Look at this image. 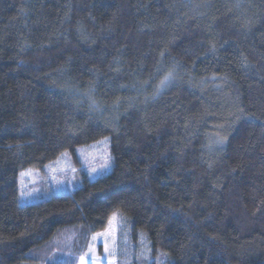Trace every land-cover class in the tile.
<instances>
[{
	"label": "trees",
	"instance_id": "16d2710c",
	"mask_svg": "<svg viewBox=\"0 0 264 264\" xmlns=\"http://www.w3.org/2000/svg\"><path fill=\"white\" fill-rule=\"evenodd\" d=\"M104 137L109 173L20 203ZM114 211L165 264H264V0H0V264Z\"/></svg>",
	"mask_w": 264,
	"mask_h": 264
},
{
	"label": "rangeland",
	"instance_id": "374dc122",
	"mask_svg": "<svg viewBox=\"0 0 264 264\" xmlns=\"http://www.w3.org/2000/svg\"><path fill=\"white\" fill-rule=\"evenodd\" d=\"M112 164L109 137L65 150L43 168L19 173V201L24 204L69 193L82 185L84 176L93 180L109 173ZM131 228L129 217L119 211L112 212L102 230L90 232L82 225L60 228L33 255L38 261L30 264H165L166 253L152 252L146 232Z\"/></svg>",
	"mask_w": 264,
	"mask_h": 264
},
{
	"label": "snow or ice",
	"instance_id": "6c2138e0",
	"mask_svg": "<svg viewBox=\"0 0 264 264\" xmlns=\"http://www.w3.org/2000/svg\"><path fill=\"white\" fill-rule=\"evenodd\" d=\"M106 166H107V161H106V163H105V165H104L103 167H106ZM93 171H95V170H93ZM22 175H23V173H22ZM112 219L115 220L116 217L114 216ZM110 223H111V221H110ZM92 239H93V240H96V239H97V236H93ZM105 251H108L107 247L105 248ZM81 260H82V262H83L84 258L82 257Z\"/></svg>",
	"mask_w": 264,
	"mask_h": 264
}]
</instances>
